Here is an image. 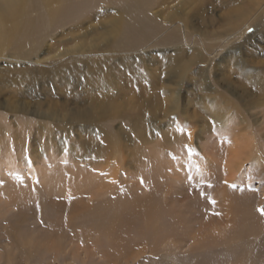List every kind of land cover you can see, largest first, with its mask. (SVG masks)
I'll return each mask as SVG.
<instances>
[{
    "label": "rangeland",
    "instance_id": "obj_1",
    "mask_svg": "<svg viewBox=\"0 0 264 264\" xmlns=\"http://www.w3.org/2000/svg\"><path fill=\"white\" fill-rule=\"evenodd\" d=\"M260 1L264 6V0H256ZM256 2L155 0L150 15L159 32L142 46L140 43L132 53L130 67L123 65L130 59L129 52L115 53L125 42L121 36L126 22L116 20L119 6L90 10L88 13L94 15L90 19L85 16L77 30L68 25L44 38L38 33L44 43L25 60L10 59V46L0 53V75L15 64L23 72L40 69L49 74L58 66L66 70L69 61L87 54L96 59L109 57L115 61L112 73L117 77L113 85L119 94L114 97L110 85L95 91L97 83H91L90 89L83 77L78 79L76 75L75 79L69 74L65 80L53 81L49 76L38 80L33 88L24 85L10 94L18 92L23 97L16 100L17 108L28 104L32 114L27 119L19 111H9L3 101L0 132L10 127L16 135H11L12 141L0 144V264H264V12L243 35H239L241 29L232 32L240 21L239 14ZM183 22L188 25L185 35L174 29ZM172 30L176 42L165 43L164 38ZM23 47L28 52L27 45ZM177 66L187 76L175 88L171 81L176 80L170 77ZM132 72L141 76L136 86L131 81ZM147 80L156 89L146 96ZM165 85H171L174 92L166 93ZM135 88L140 92L137 101L145 98L151 108L154 101L167 100L168 110L161 108L163 102L158 108L166 118L160 117V123L153 121L144 128L154 126L166 132L180 125L177 136L166 135L169 140L184 138L179 147L162 144L153 131L135 143H124L123 137L121 143L126 148L119 154L117 181L109 183L108 173L95 176L105 181V187L82 181L94 171L92 166L83 169L89 158L81 160L76 153L71 160L64 158L67 140L60 138L50 145L52 148L45 146L46 154L36 149L35 120L41 127L44 123L60 125L70 118L72 109L87 107L89 100L99 96H104L105 106L116 103L120 107L115 120L96 128H80L77 124L72 131L87 143L98 141L106 126L122 136H134L123 115L134 109L128 101L131 94L127 93ZM172 95L176 97L173 101ZM36 103L44 110L51 104L47 118L38 111L33 113ZM172 104H177V111ZM27 131H31L28 144L22 139ZM242 137L247 146L254 145L255 152L235 165L229 154L237 144L245 145ZM71 143L78 152L77 141ZM25 148L33 151L31 167L23 161ZM11 152L22 154L10 160L7 156ZM71 175L74 185L69 189L66 178ZM80 194H84L85 202H101L112 194L131 201L143 200V211L139 219L128 213L120 216L115 230L106 234L91 221L93 218L82 220V214L70 217L73 206L69 200ZM74 208L78 211L80 206ZM73 224L80 228L77 234L71 231Z\"/></svg>",
    "mask_w": 264,
    "mask_h": 264
},
{
    "label": "bare ground",
    "instance_id": "obj_2",
    "mask_svg": "<svg viewBox=\"0 0 264 264\" xmlns=\"http://www.w3.org/2000/svg\"><path fill=\"white\" fill-rule=\"evenodd\" d=\"M254 1L256 2V0ZM154 4H155V0H0V53L5 48L10 46L12 47V54L10 59H12L13 61L15 60L18 61L21 59L25 60L27 57H31L32 55L36 54L41 49L44 43V40H42V38L39 36L38 33H43L41 34V36H43L44 38L46 34L47 36H49L51 32L53 33V31L57 29H62L68 25H69L68 27L69 29L77 30L81 27V24L85 22L84 19L85 16H87V19H90L94 15L93 12L88 13L90 10L95 9L97 12L98 11L97 9H103L104 7L106 8L110 6H119L117 8L120 10V12L116 13V15L119 17L116 20L118 21V23H121L122 21L126 22L125 33H123V35L121 36V39L124 38L125 42H122L123 46L121 51L115 53L123 55L124 52H129L130 54L127 55L130 56V59L129 61L125 62L123 65H125V67H130L131 60L133 59L132 53L136 51V48H139L140 43L142 46L143 42L146 43L148 40L152 39L159 32V27H157L156 25V20H154V18H152L150 15V8L153 7ZM263 12H264V6L261 1L258 3L257 2L253 3L251 6L248 5L244 13L239 14L238 18L240 19V21L233 27L232 32L241 29L239 35H243L248 30L249 28L248 26L255 24L257 22V18H260L261 17L260 14ZM122 25L124 26V24ZM186 27H188L187 23H185L184 25L183 22V24L180 23V26L179 27L177 26L174 29H177V33L180 30L179 34L185 35L184 30H186ZM43 29L46 30V33L45 31H43ZM176 40L177 37H175L174 30L170 31L167 34V36L164 38L165 43H173V42L175 43ZM25 45H27L26 48H28L27 49L28 52L23 50L24 48L23 46ZM110 54L112 55L114 54V52ZM78 57L81 58V56L79 55ZM99 58H101L103 61H100ZM99 58L96 59L93 57V54H87L86 56H84V58L80 60L76 59L75 61L74 60L69 61L66 70H61L60 68H62V66L61 67L58 66L56 69L51 70L49 74H46L45 70H40V69L38 70L35 69L31 72L28 71L23 72V70H19L17 68L18 65L15 64L14 66H12V68L10 67L4 70L3 74L0 75V107L3 106V101H6L7 109L9 111L12 112H14L15 110L19 111V114L22 116H26L27 119L28 116L32 114L31 112H29L31 109H28V104L24 105L25 108L23 107L17 108L15 106L16 100L22 99L23 97L19 95L18 92L15 93V96H11L10 94L13 91H18L19 89L21 90V88L24 85H28L29 87L33 88V86L38 80L49 78V76L50 78L51 77L53 78L52 79L53 81L57 79L65 80L68 77L66 75L69 74H74L73 76L75 77V79H77L76 75L79 76L78 79L83 77L85 79V82L86 83L88 82L89 86L91 85V83L92 84L97 83V85H95V91L101 88H105L107 87V85H110V87H112L113 96L114 97L119 96V94L115 92L117 88L113 85V82L116 81L115 77H117L116 75H114L115 73H112L113 72L112 68H114L115 66V61L110 60L109 57L107 58L99 57ZM42 71L44 74L42 73ZM182 72L183 69L180 66L174 67V70L172 72L173 76L170 77L171 80H176L173 82L171 81V85L173 87L176 88L177 86H180L184 78L187 76L186 72L185 73ZM137 75L138 74L134 73L133 74L134 77L131 80L134 83V85L136 84V82L141 80L140 78L141 76L139 77L140 74L138 75L139 79H137ZM150 77L151 76H149V79ZM119 79L120 78H118V81H120ZM147 81L148 82L146 85V89L147 88L148 89L146 90L147 92L146 96L148 95L149 91H153L154 89H156L155 86L153 88L150 86V80ZM171 85L169 86L165 85V87L163 88L164 91H166V93L174 92L170 90L172 87ZM89 88L91 89V86ZM125 88H127V86ZM136 88L134 90L133 89L128 90L129 93H127V94H131V96L128 98V101L134 109H132V111L129 113H124L123 115L126 116V118L128 119L130 123V127L132 128L133 132L136 133L134 134V136L129 134L122 136L120 132H116L114 129H112V126L111 127L106 126L107 130L106 131L103 130V132L100 133V137L98 141L90 140L89 143H87L84 141L82 142L79 139V136H77L78 134L72 131L75 125L81 124L80 126L77 125L80 128H85L88 126L96 128L99 127V125H101L102 123L114 121L116 118V112L120 107L116 103H112L108 107L105 106L106 103L103 102L104 96L103 98H100L99 96L97 100H92V99L89 100L87 102L88 103L87 107L78 106L77 108H74V110L72 109V114L70 118H68L67 121L62 122L60 125L54 123H52L51 125L48 123H44V126L41 127L39 120L38 121L35 120L33 125V131H34L33 136L35 137L34 141L36 142V149L37 150L41 149L42 153L46 154V149H44L45 146L54 145L56 141L60 140V138L61 140L62 139H64L65 141L67 140L69 144L67 143L65 146V148L67 149L66 151L67 153L66 152L64 153V158L65 159L68 158L71 160L72 156L75 153H76L75 157H81L80 158L81 160L83 159L88 160L89 158L88 164L84 166L83 169L86 170L87 166L88 168L89 166H92V169L94 171L92 175H90L91 173H89L90 177L89 175L86 177L84 175L85 178H82V181L86 182V184L91 185L92 183H94V185L95 184L98 186L100 185L101 187L103 185L105 187L106 186L105 181L101 180L100 178L96 179L97 177L95 178V176L98 177L101 175L105 176L106 175L105 173H108L111 174V178H109V176L107 175L109 178L108 179L109 183L114 184L113 182L117 181L118 179L117 164L120 162L119 154H122V151L126 148L125 146H122L123 143H121L123 137H125L124 143H131V142L135 143L136 141L145 140L147 136V132L149 133L150 131H153V132H157L158 136H160L162 144H166V146L168 147H170V145L172 146V144L174 145L172 147H175V145H178L179 147V143L184 138L180 137L179 139L169 140L166 137V135L167 134L176 135V132H178L180 125L178 127L173 126V129L171 128V130H173L172 132L169 129H167L166 132H161L160 130L158 131V129L155 128L154 126L150 127V129L144 128V126L147 123L149 125L153 123V121L155 123H160V117L166 118L165 114L159 113L158 108L160 103L163 102L161 108H163V110L164 109L168 110L167 100L165 99L164 101H154V105L151 108V106L148 104L145 98L142 101L141 100L139 102L137 101L140 92H137ZM4 96H6V98H4ZM175 98L176 97L172 95L170 99L171 101H173L175 100ZM50 105L46 107V110L48 111L51 110ZM42 107L43 105L36 103L33 109V113L34 111H38L37 113L41 117L47 118L49 116L48 113L50 111L46 112V110L41 109ZM171 107L172 109H176L177 104H172ZM41 110L43 112H41ZM178 115H181V113H178ZM118 117H120V114H118ZM34 126H36L35 129ZM43 130L45 132H43ZM30 133L31 131H27L23 134L22 139L26 144H28V139H30L29 137ZM0 135L2 136L0 137V144H3L5 140L12 141L11 135H16V134H14V132L10 130V127H8L2 129ZM59 135H63V136H59ZM117 138H119V141ZM241 139L244 141V144L247 143L245 137H242ZM76 141H77L76 144H78V147L80 148L78 152H75V149L73 148L71 143ZM7 146L8 145L6 143V148H8ZM237 146H238L237 149L233 150L229 154L231 155V161L233 163L235 162L234 163L235 165L237 163L241 164V160H243L244 157H250L255 152L254 150L255 147L252 143L250 146H247L246 144L243 146L237 144ZM112 147H114L113 155H111ZM191 147L192 145H190V148ZM247 149L248 151H246ZM68 152L71 153L69 154ZM21 154H13L11 152L10 154H8L7 157L10 160H14V158H16L17 155L18 157H20ZM32 154L33 151L30 148H25V151L23 153V161L27 163L29 167H31V165H33L34 163L33 162L34 159L32 158L33 156H31ZM121 161L124 163L123 157H121ZM232 162L229 163L227 160V163L231 165L233 164ZM65 164H67V162ZM111 168H113V170ZM29 174L32 175L33 172ZM66 174H64L63 176L65 177ZM72 175L66 178L69 181L67 185L69 186V189H71L72 185H74L73 182H71L73 177ZM77 177L79 178V176ZM75 191L76 189L70 190V194L72 195V192ZM83 195L84 194H80V196H76V197L74 196L72 200H69L70 202L69 204L73 206L72 208L69 207L70 208L69 210H71L70 217L79 218L80 215L82 214L81 219L93 218L91 221L93 222L94 220L95 223L98 224V227L99 228L101 227L100 230L101 231L103 230L106 234H109L110 232L115 230L120 216L123 215L126 216V213H128L134 218L137 217L139 219V215H141L140 212L143 211L142 208L144 206L143 200L141 201L137 199V201H131L128 200L127 197L126 198L123 197V195L112 194V196L109 195L110 196L109 199H105L104 201L96 203L91 201L85 202ZM76 206H80V208H77L78 211H76V209L74 208ZM91 215L93 216L91 217ZM83 223L82 226H84ZM76 224L72 225L73 229L71 231L72 232L74 231V233L77 234L78 233L77 231L80 228H78V225ZM9 235L12 236L11 234ZM13 238L14 237L12 236V239ZM48 241H50V239Z\"/></svg>",
    "mask_w": 264,
    "mask_h": 264
},
{
    "label": "snow or ice",
    "instance_id": "obj_3",
    "mask_svg": "<svg viewBox=\"0 0 264 264\" xmlns=\"http://www.w3.org/2000/svg\"><path fill=\"white\" fill-rule=\"evenodd\" d=\"M214 203V202H213Z\"/></svg>",
    "mask_w": 264,
    "mask_h": 264
}]
</instances>
